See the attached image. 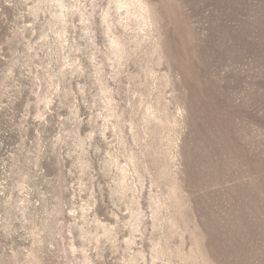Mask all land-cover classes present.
<instances>
[{
    "label": "rangeland",
    "instance_id": "374dc122",
    "mask_svg": "<svg viewBox=\"0 0 264 264\" xmlns=\"http://www.w3.org/2000/svg\"><path fill=\"white\" fill-rule=\"evenodd\" d=\"M0 264H264V0H0Z\"/></svg>",
    "mask_w": 264,
    "mask_h": 264
}]
</instances>
